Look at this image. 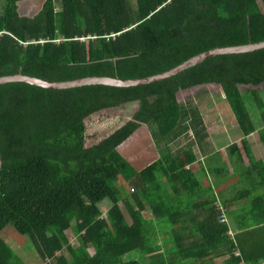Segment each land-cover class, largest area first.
<instances>
[{
  "label": "trees",
  "instance_id": "16d2710c",
  "mask_svg": "<svg viewBox=\"0 0 264 264\" xmlns=\"http://www.w3.org/2000/svg\"><path fill=\"white\" fill-rule=\"evenodd\" d=\"M21 1L1 6L0 75L145 77L216 47L264 40V0H45L33 16L18 13ZM204 85L221 88L244 133L215 152L200 143L208 136L202 117L177 98ZM245 85L254 86L250 95ZM142 123L165 146L138 170L119 146ZM188 129L203 158L192 142L169 147ZM255 139L264 148V48L140 87L2 84L0 230L12 223L28 234L36 264H216L219 256L263 264L264 157ZM228 181L241 186L225 200L216 188ZM0 264H25L1 236Z\"/></svg>",
  "mask_w": 264,
  "mask_h": 264
},
{
  "label": "rangeland",
  "instance_id": "374dc122",
  "mask_svg": "<svg viewBox=\"0 0 264 264\" xmlns=\"http://www.w3.org/2000/svg\"><path fill=\"white\" fill-rule=\"evenodd\" d=\"M44 2L45 0H24L18 2V13L20 15L26 14L33 16L41 10ZM2 3L3 0H0V13L2 12ZM134 3L136 4V0H134ZM58 9H61V6H59ZM252 88H254V86L245 85L241 86L240 89L243 93L250 95ZM177 98L182 106V109L187 111L188 109H195L205 122L208 136H206L203 140H200V143L205 144V147H209L207 149L205 148L206 150H219L244 135L239 122L237 121L236 117H234L230 106L224 98L219 86L204 85L189 88L187 90L180 91ZM132 108L133 107L129 108V115L132 112ZM114 119V117L109 116V126H107L109 129H111L112 125L114 124ZM187 119V117H184V121ZM258 125L261 126V123ZM189 129H191V127ZM189 129L177 139H174L171 143H169V147L172 150H176L181 148V146L185 145L186 143L192 142V146L196 154L202 156L201 146H199V144L194 141L198 137H193L190 132L194 131V129H192V131ZM150 130L152 131L151 125L148 126L146 123H142L141 129L137 133L135 132L130 135L119 146L121 153L130 161V163L138 168V170L159 156V146H165L163 141H161L159 138H156L154 135L158 143H156L157 145L155 144ZM253 135H255V138L258 137L257 132H255ZM257 144L260 146L257 150V154L264 157V148L260 145V140H253L254 147H256ZM231 173H233V171H231ZM207 177L209 183H215L210 181V179L213 180V178L216 177H210L209 175ZM116 184H118L122 190L124 201L131 200L130 191L132 189V185L130 183L127 184L123 178L118 180ZM126 186H128L127 191L125 189ZM205 186H207V184ZM240 186L241 184L239 182L233 184V182L231 183L228 181L218 189L216 188V191L218 192L219 196L227 200V198L231 197L235 190L240 188ZM207 194L210 195L209 193ZM221 203L223 204V202ZM111 206L112 201L108 199H105L102 203H100V208L104 212H106V210ZM67 232L70 237V242L73 244V246H76L79 242L78 237L72 233L71 230H68ZM0 236L10 245L15 254L18 255V258L23 260L25 264L40 263V261L38 262V254L36 252L37 250L33 240L28 234L18 232L12 223H8L0 230ZM89 249L93 251L91 247ZM127 255L131 256L132 254L128 253ZM34 256L37 261H35ZM224 260L225 259L223 256L215 258L216 264H222Z\"/></svg>",
  "mask_w": 264,
  "mask_h": 264
},
{
  "label": "water",
  "instance_id": "95a60500",
  "mask_svg": "<svg viewBox=\"0 0 264 264\" xmlns=\"http://www.w3.org/2000/svg\"><path fill=\"white\" fill-rule=\"evenodd\" d=\"M263 48H264V40L254 43L241 44V45L216 47L207 50L205 52L196 54L171 69L145 77L118 78L111 76H86L71 80L60 81V80L49 79L23 72H13L8 74H1L0 85L13 83V81H25V83L37 85L48 89H67V88L87 87V86H95V85L117 87V88L140 87V86L159 83V81L172 78L182 73L183 71L189 69L190 67L202 63L203 61H206L215 56L226 55V54L248 53ZM0 166H1V159H0Z\"/></svg>",
  "mask_w": 264,
  "mask_h": 264
},
{
  "label": "crops",
  "instance_id": "0c3cea01",
  "mask_svg": "<svg viewBox=\"0 0 264 264\" xmlns=\"http://www.w3.org/2000/svg\"><path fill=\"white\" fill-rule=\"evenodd\" d=\"M24 15H26V14H24ZM26 16H29V15H26ZM203 146H205V144H203ZM215 151H217V150H214V152H215ZM211 152H212V151H211ZM196 155H198V154H196ZM203 156H205V153L202 154V156H199V155H198V158H203ZM194 165H196V163H195ZM206 184L208 185V183L206 182V180L203 179V183H202L203 187H204ZM236 208H238V204H237V203L232 204V209H236ZM145 215H146V214H145ZM146 216L148 217V215H146Z\"/></svg>",
  "mask_w": 264,
  "mask_h": 264
},
{
  "label": "built area",
  "instance_id": "2783aa9c",
  "mask_svg": "<svg viewBox=\"0 0 264 264\" xmlns=\"http://www.w3.org/2000/svg\"><path fill=\"white\" fill-rule=\"evenodd\" d=\"M115 35H116V34H113L112 36H115ZM81 39H85V38H81ZM58 41H59V40H58ZM225 218H226V217L223 216L222 220L225 221ZM226 220H228V219L226 218ZM263 264H264V263H263Z\"/></svg>",
  "mask_w": 264,
  "mask_h": 264
}]
</instances>
